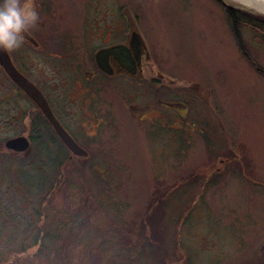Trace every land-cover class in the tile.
I'll return each mask as SVG.
<instances>
[{"label":"rangeland","instance_id":"obj_1","mask_svg":"<svg viewBox=\"0 0 264 264\" xmlns=\"http://www.w3.org/2000/svg\"><path fill=\"white\" fill-rule=\"evenodd\" d=\"M32 2L39 19L28 29L44 49L22 40L11 51L35 81L55 64L51 55L63 66L89 68L86 59L99 45L96 19L124 12L157 72L173 81H165L169 98L188 103L190 115L182 120L174 109L171 134L159 120L132 116L157 109L153 88L134 93L129 86L123 100L107 90L95 95L74 118L86 124L96 115L104 124L72 130L92 155L64 163L59 175L47 169L41 204V195L16 197L27 157L5 147L28 133L21 119L29 104L12 95L0 99V241H13L6 248L1 243L0 259L39 233L55 234L29 255L0 264H264V31L240 24L239 41L217 0ZM224 3L264 18L232 0ZM6 84L1 75L2 95L10 96Z\"/></svg>","mask_w":264,"mask_h":264},{"label":"flooded vegetation","instance_id":"obj_2","mask_svg":"<svg viewBox=\"0 0 264 264\" xmlns=\"http://www.w3.org/2000/svg\"><path fill=\"white\" fill-rule=\"evenodd\" d=\"M105 16V15H104ZM100 20L95 22L98 23L99 28L96 31L97 37L99 40V45L96 51L93 53L91 59L88 58L87 63L89 62V68H81L78 64H71L69 66H63L61 63H56L59 59V56L51 55L53 57V67L48 70L47 73H43L42 71H37V76L40 78V83L35 81L31 76H29L24 70L27 69L23 63V60L18 61L13 55L11 49H6L7 53L11 59L12 64L16 68V70L23 75L26 79H28L44 96L52 114L55 119L59 122L62 128L68 133L71 139L81 147L85 152L86 156H78L73 154L67 146L61 141V139L56 134L53 126L42 113V111L37 107V105L26 95L5 73L3 68L0 66V73L3 75L9 84H6V87L10 88V96H17L26 100L28 107H26V114H23L22 117V125L26 128L25 132L29 131V113L35 111L37 117L39 118V123L37 125L39 130L42 132L48 128L51 130L52 134L55 136V140L58 146L63 149V157L66 162H71L73 160H88L90 158V154L87 150L86 144L82 143L78 137L72 132L73 128H80L81 130L87 129L90 131H96L98 129V125L104 124L102 119H97V116L94 115L90 121L86 124L78 123V121L74 118V115L79 113H83L81 110L82 105H87V107L91 106L94 103L95 95L101 94L107 90L108 93H116L118 94V98L124 99V93L128 90L129 86L136 93L137 89H149L153 88L155 91L154 94V103L152 106L157 109L154 111L149 110L148 117L142 116L145 115L141 112V115L133 113L130 114L134 117V119L144 120L146 122H152V120H159L162 126H166V130L171 127L170 124L173 122V111L176 109L177 115L180 116L182 120L190 115V106L185 102H177L173 103L172 94L168 91L169 86L165 81L169 84H172L173 81L168 78V76L163 75L160 72H157L156 61L152 58L146 48V44L142 39L141 35L134 30L131 26H127L129 21H125L127 19L126 15L123 14L117 16L116 19H112L111 21H107L108 18L105 16ZM94 19V18H93ZM102 24V26H100ZM103 26H105L103 28ZM33 40L37 43L36 45L22 37V40L31 46L34 50L42 51L43 44L38 41L34 33L27 29L25 31ZM20 57V56H19ZM18 57V58H19ZM20 59V58H19ZM20 62V63H19ZM25 68V69H24ZM24 69V70H23ZM52 72L51 76H48ZM0 75V78H1ZM50 77V78H48ZM167 87V88H166ZM75 94H74V90ZM168 93V95H164L163 90ZM108 90H111L109 92ZM81 91V93H80ZM9 95H2L0 90V99L2 98H12ZM165 96V97H163ZM134 97H138L134 95ZM170 97V98H169ZM125 100L123 101V103ZM139 107V106H136ZM159 107V111H158ZM147 108V107H146ZM131 109H135V107H131ZM142 109L139 107V111ZM18 120L15 117V121ZM110 120L106 123L108 126L110 125ZM183 123H180L182 126ZM196 129V127L193 125ZM172 128H170L171 134L173 133ZM182 131V128L179 129ZM198 132L201 133V130ZM95 134H87L88 137H92ZM86 136V139L89 141L90 139ZM29 142V147L24 151H17L12 149L15 154H21L23 157H29L33 151V143L31 140V136L28 133H24L22 136ZM166 137V136H165ZM17 138V137H14ZM13 139V138H12ZM86 141V143L88 142ZM6 147V146H5ZM7 148V147H6ZM9 150V148H7Z\"/></svg>","mask_w":264,"mask_h":264},{"label":"trees","instance_id":"obj_3","mask_svg":"<svg viewBox=\"0 0 264 264\" xmlns=\"http://www.w3.org/2000/svg\"><path fill=\"white\" fill-rule=\"evenodd\" d=\"M228 17L231 22V29H234L235 31V36L238 38L240 41V37L238 35L237 29L240 24H247L248 26L258 28L261 31H264V18L258 15H253L249 13H245L243 11L237 10V9H231L227 11ZM239 43V42H238ZM39 123V118L36 117L35 119H30L29 118V131L31 136L32 143L34 145V150L32 151V154L25 159L23 163H26V165L21 166V168L18 172V178L21 179V185L17 186L15 185V189H20L19 191H22V193L19 196L22 195L23 198H26V201L29 200V198H34L35 196H42V192L46 186L47 182V169H53V173L56 172L58 175L61 173L60 172V166H62L64 163H66V160L64 159L63 155V149L57 145L55 136L52 134L51 130L46 128L43 132L42 130H39L37 125ZM27 160V161H26ZM28 166L31 168L30 171L26 170ZM29 169V168H28ZM55 169V170H54ZM41 177L43 180V183H40V180H35L36 177ZM13 178V177H12ZM56 180V179H55ZM47 187V186H46ZM50 191V190H49ZM48 192V191H47ZM35 199V198H34ZM45 196L40 198L41 204H45ZM19 202H24L25 200H18ZM30 201V200H29ZM28 203V202H26ZM43 207V206H42ZM42 207H40L42 209ZM20 212V211H19ZM38 213V216L42 217L44 216L42 214V211H36ZM21 213V212H20ZM13 219L14 221L19 224L22 223L21 219L22 216L20 217V214L18 211L13 212ZM22 214V213H21ZM41 217V218H42ZM29 233H26L25 236L27 237ZM43 234V233H42ZM47 235V236H46ZM55 234L50 233L49 231L45 234L46 237L43 235L41 236L40 233L37 234L36 236L32 237L31 239L24 240L20 243L18 248H14L10 253L11 255L9 256L8 253L0 259V263H5V261L11 260L13 255L18 257V255L25 254L29 255L30 254V248L32 247H39L41 248L42 245L44 246L47 238L53 237ZM13 237V236H11ZM10 238V237H9ZM28 238V237H27ZM46 238V240H44ZM26 239V238H24ZM13 242V241H11ZM10 240L8 242L3 243L0 241V247L1 243L5 244L3 246L4 248L8 247L9 244H11ZM28 242V244L24 243ZM2 244V245H3ZM260 255H264V246L260 250ZM4 259V260H3ZM3 261V262H2ZM16 258L12 261L18 263Z\"/></svg>","mask_w":264,"mask_h":264},{"label":"water","instance_id":"obj_4","mask_svg":"<svg viewBox=\"0 0 264 264\" xmlns=\"http://www.w3.org/2000/svg\"><path fill=\"white\" fill-rule=\"evenodd\" d=\"M227 7L228 10L232 9V6H228L223 0H217ZM23 37L33 44H37L32 37L26 32L23 33ZM0 66L3 68L7 76L26 94L28 97L37 105V107L42 111L45 117L53 126L58 137L67 146V148L75 155L86 156V152L79 147L68 135V133L62 128L59 122L55 119L52 114L44 96L41 92L23 75H21L11 62V59L7 53V50L0 47ZM5 146L9 149H14L17 151H24L29 147V142L24 137H17L8 140Z\"/></svg>","mask_w":264,"mask_h":264},{"label":"clouds","instance_id":"obj_5","mask_svg":"<svg viewBox=\"0 0 264 264\" xmlns=\"http://www.w3.org/2000/svg\"><path fill=\"white\" fill-rule=\"evenodd\" d=\"M38 19L32 0H0V47H19L23 33Z\"/></svg>","mask_w":264,"mask_h":264},{"label":"bare ground","instance_id":"obj_6","mask_svg":"<svg viewBox=\"0 0 264 264\" xmlns=\"http://www.w3.org/2000/svg\"><path fill=\"white\" fill-rule=\"evenodd\" d=\"M223 1L225 2V0ZM232 1L239 3L240 5L246 7L247 9L255 11L257 14L264 15V0H232Z\"/></svg>","mask_w":264,"mask_h":264}]
</instances>
